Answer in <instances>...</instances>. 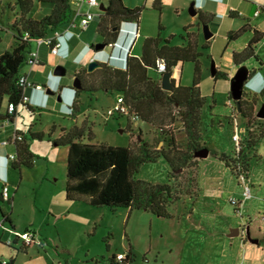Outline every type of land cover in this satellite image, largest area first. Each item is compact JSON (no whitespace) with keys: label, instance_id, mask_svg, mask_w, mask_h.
<instances>
[{"label":"rangeland","instance_id":"374dc122","mask_svg":"<svg viewBox=\"0 0 264 264\" xmlns=\"http://www.w3.org/2000/svg\"><path fill=\"white\" fill-rule=\"evenodd\" d=\"M33 1L35 4V0ZM107 1L99 0L104 4ZM129 1L136 2V0ZM14 3L15 0H0V9L6 10L3 16L5 22L13 17L8 5L12 6ZM161 3L160 9L154 7L152 0L137 5L145 6L140 22L142 36L137 38L132 53L141 51L144 35L155 36L160 33L164 38L172 37V44L181 45L187 29L194 33L200 31L199 38L196 35L193 38L199 53L200 90L205 97V104L201 110V135L204 143L207 144L205 146L209 149L215 147L230 154L229 152L233 150L231 139L233 127L230 126L228 119L232 117V107L227 102L231 85L224 78L214 79L212 63L220 61V68L226 64H234L233 55L223 51L224 56L221 57L219 41L214 43V52L205 47L203 24L200 20L194 25L190 21L192 20L190 0H163ZM94 10L99 13L97 8ZM39 12H42V9ZM9 33L7 30L0 33V54L12 48L13 38ZM245 37L244 35L236 42H242ZM98 41H101L100 37ZM65 48L66 45H63L60 52L65 54ZM104 51L110 53L108 48ZM59 58L55 60L52 56L46 59L44 66L37 70L40 83L53 93L40 92L43 95L41 100L32 98L29 103L41 109L31 113L21 107L17 118L19 129L24 131L29 148L34 154L33 166L21 165L20 168H12L7 155L0 154V160L2 159L0 170L3 169L0 172L3 174L0 175V194L3 184L8 183L10 194L14 197L12 217L16 225L15 230L6 223L0 226V260L4 259L8 264L11 259L13 264H111L109 257L113 254L126 253L129 248L135 254L133 264H155L156 257L157 262L162 264H194L198 260L200 264H207L210 262L208 261L210 257H218L217 239L220 236L218 237L216 232L224 226L230 228L231 222L236 224L242 222V219L235 214L229 201L226 202L227 215L218 214V209L211 199L216 192L214 193L211 188L224 179L229 182V178L232 177L231 167L235 162L229 163L231 165L227 167V174H216L213 177L211 172L214 171V166L210 163L220 161L205 158L202 160V166H198L197 169L199 157L195 156L186 168L174 172L175 178L169 177V169L163 159L143 163L134 173V177L154 184L167 183L173 186L174 193L178 194L181 200L176 201L170 210L176 215L181 214L180 217L162 218L143 209L111 210L65 199L68 147L52 143L61 133V127L70 129L75 125L81 126L87 121L93 136L91 138L85 136L84 142L113 146L131 144L134 148H138V128L142 127L143 136L150 138L153 147H161L162 142H158L155 127L147 123L134 124L127 116H109L108 110L116 103V93L98 91L92 96L88 92L80 91L79 110L74 115L70 114L67 108L72 105L74 88H76L74 86L76 65L70 55L64 57L62 62ZM59 65L63 67L64 73L55 75L54 71ZM26 69H29L28 65H24L22 71ZM176 69L174 74H177L175 77L177 81L182 85L192 83L193 62L181 63ZM150 72L153 73L152 70ZM243 94L246 98L253 96L247 91ZM169 121L170 119L167 123ZM53 124L55 131L49 136ZM172 127L181 147L184 148L186 140L181 123L175 121ZM248 130L255 134L259 132V126L254 122V118L247 126L246 134H243L244 145L247 144L245 140L248 137ZM29 131L43 133V138L31 139ZM200 142L203 144L202 140ZM257 148L264 153V138L260 139ZM232 157L234 158L233 152ZM220 163L225 168L224 163ZM251 167L256 172V179L264 180V157L255 160ZM232 180V188L227 194L237 196L241 188L237 184L236 177ZM0 207L5 210L1 198ZM191 212L193 214L190 215ZM245 216L244 220H247V213ZM253 220L256 219L253 217ZM0 221H2L1 212ZM197 223L203 225L201 229L197 228ZM259 225L263 227L259 220L253 223L254 227ZM24 231L34 232L38 240L31 245L28 252L20 249L23 245L21 237L14 245L12 241ZM200 233L206 240L201 241ZM198 245L205 250L206 256L205 258L199 256L197 260L194 251L197 252ZM224 250L225 256H221L222 264H237L239 251L230 244ZM146 257L149 263L145 261Z\"/></svg>","mask_w":264,"mask_h":264},{"label":"trees","instance_id":"16d2710c","mask_svg":"<svg viewBox=\"0 0 264 264\" xmlns=\"http://www.w3.org/2000/svg\"><path fill=\"white\" fill-rule=\"evenodd\" d=\"M35 2L34 4L33 0H15L14 5H8L13 14L11 20L8 19L10 22L4 21L3 16L6 10L0 9V33L7 30L16 40L11 50L0 54V121L9 117L14 118L18 107H24L31 113L41 109V107L32 108L28 103L21 102L23 87L18 82L19 77L23 66L27 65L32 43L38 38L50 36L54 31L61 30L69 22L74 9L73 0H35ZM105 6L106 10L99 12L96 30L101 38L100 42L108 44L115 41L119 34L115 28L123 22L136 23L139 29L144 5L128 7L123 0H108ZM154 7L161 8L158 0H155ZM41 9L42 12H39ZM199 20L205 23L208 18L204 14H199ZM247 28L248 26L244 25L238 30L229 32L228 38H237ZM262 36L264 33L255 30L246 49L241 53H234V62L238 63L239 60H244L253 54L255 45ZM182 38L184 42L181 45H174L172 37L164 38L160 33L144 37L140 53L129 54L124 69L101 62L100 66L91 72L87 70V63L79 64L74 71V76L79 79L81 87L74 88V97L70 106L71 114L74 115L79 110L80 91L88 92L90 95L98 91L116 93L117 96H123L129 112L136 116L135 121L132 122L134 124L143 122L155 127L158 142H162V145L153 147V142L150 138L143 136V130L140 127L137 135L138 148H134L131 144L113 146L105 143L84 142L85 136L88 138L93 136L87 121L81 126L62 128L60 136L52 143L68 147L65 182L67 201L84 202L111 210L143 209L162 218L179 217L180 214L176 215L170 210L176 201L181 200L180 196L174 193L173 186L167 183L154 184L137 180L134 173L143 163L163 159L167 163L169 177L175 178L174 172L186 168L194 159L195 152L205 147V144L200 142L202 140L201 110L205 104V97L200 90L199 53L191 33H187ZM94 46L95 43H92L91 47L94 48ZM158 58L164 59L166 71L172 70L179 63L193 62L192 83L182 85L173 78V88L163 89L162 75L155 70ZM151 70L153 73L150 72ZM213 77L214 79L227 78V74L217 70ZM256 101L255 95L251 98L243 97L240 100L238 114L246 120V126H249L254 118ZM10 103L16 106L12 115L8 112ZM175 121L181 123L186 140L184 148L181 147L172 127ZM54 128L53 124L49 130V136L53 134ZM43 135V133L29 131L31 139L41 140ZM261 135L262 132L256 136L248 130L242 162L245 172L249 171V151ZM15 150L16 159L11 161L12 168H20L21 165L33 166L34 154L29 148L27 138L16 143ZM210 155L223 160L228 166L231 165L229 163L235 162L232 154L218 153L210 149ZM231 171L234 173L233 169ZM0 198L5 205V210L0 207L3 222L14 228L10 217L13 195L8 200H3L0 194ZM117 255L113 254L109 257L111 264H132L135 260V254L131 248L124 253L121 260L117 258ZM10 264H13L12 259Z\"/></svg>","mask_w":264,"mask_h":264},{"label":"crops","instance_id":"0c3cea01","mask_svg":"<svg viewBox=\"0 0 264 264\" xmlns=\"http://www.w3.org/2000/svg\"><path fill=\"white\" fill-rule=\"evenodd\" d=\"M143 1H147V0H136V2L134 3L130 2L129 0H123L124 4L128 7H135L139 5L140 3H142ZM158 1L161 5L162 4L161 1L163 0H158ZM190 1H191V5H193V9L196 12V13L191 12L192 20L190 21H192L194 25L195 22L199 20V14H204L207 16L208 20L205 23L200 21L201 24L207 25L209 31L211 32V36L209 38L205 37L206 38L205 47L211 50L212 52H214L215 51L214 43L219 41L220 42L219 48L222 50L221 57L224 56L223 51L230 52L232 53L233 56H234V53L243 52L248 46L250 40L253 38L255 34V30L259 31L260 33H264V0H190ZM154 2L155 0H152L153 4ZM99 3H100L99 8H101V4L103 2H99ZM177 9H180V8H177ZM257 11H259L258 14H257ZM140 22H141V19H140ZM140 22H139L138 32H139V36H142ZM244 25L248 26V28L240 36H238L235 39L228 38L229 32L238 30ZM97 26H98V17L95 18L86 29L77 30V32L74 34V36L71 38V40L66 45V48H65L66 53L65 54L61 53L63 56L51 55L46 45L41 46L39 49L41 64L32 69L30 68L26 69L22 71L21 73H26L28 78L32 80L33 82L40 83L39 78H38L40 75L37 73L38 72L37 70H39L41 67L44 66L45 60L51 58L52 56L54 57L55 60H57L59 57L63 59L67 55H70L72 57V62L76 65L74 69L75 71L77 67L79 66V64H77V60L82 61V63H86L89 56L91 55L90 52L87 51V48L85 47V45L86 44L91 45L92 43H97L96 41L99 40V36L96 31ZM133 28H134V25H126V24L123 25V29L121 30L120 37H119V46L116 48V51L114 52V55L116 56V58L110 61V64L112 66L117 67V68H122V69L125 68L123 60L120 57H123L125 53V47H123V45L130 44V38L127 39L125 37L126 31L133 30ZM186 31L187 33H191L192 36L196 35L199 38L200 31H198L197 33L190 32L188 29ZM244 35L246 37L245 39H243L242 42H236ZM11 36L13 38V45H12V48H13L16 44V40L12 34ZM144 37H147V36L144 35ZM34 47H35V43L33 42L31 48H34ZM139 53L140 52H135L134 54L138 55ZM97 57L100 59V62L101 61L104 62L108 59V55L105 51L99 53ZM62 59H60L61 62H62ZM180 64L181 63H179L177 66H175L171 70L172 77L176 81H177V78L175 77H177V74L176 73L174 74V70L176 68L178 69ZM215 65H216L217 70L226 72L227 78H224V79L229 81L230 85H231L232 80L241 71H245L247 73L249 80L245 86V91L250 92L253 96L255 95L257 98L254 111H253V117H254V122L259 126V132L257 134L255 133L254 134L258 136L260 132H262L260 139L264 138V117H257L256 115L261 105H264V92H262L264 89V36H262V38L256 43L253 54H251L249 57L245 58L244 60H239L238 63L234 62V64H226L225 66H222L223 69L220 68L221 67L220 61L215 62ZM51 78L52 80H55L53 77ZM50 83H53V82L50 81ZM46 89L47 88L45 87L44 91H46ZM40 92H42V90L29 91L30 99L33 98L35 100H41L43 95H41ZM94 94L92 96H94ZM30 99L29 101H31ZM232 99L233 98L230 92L228 94L227 103L232 107V117L228 119V122L230 126L233 127V132H234L235 124L237 123L240 135L243 137V134H246V131H247V126L245 125L246 120L238 114L237 109L234 112V106H233ZM28 104L32 108H34V106L31 105L29 102ZM20 109L21 107H18L16 110V116L14 117V123L0 125V154L1 155L2 154L7 155L8 153H12L16 151L15 150L16 145H12V144L3 145L2 144L4 140H7L12 135L15 127L17 131L23 136V139L24 140L26 139V135L24 131L20 130L18 126L17 118H18ZM25 110L27 109L25 108ZM239 119L241 121H239ZM76 120L78 121L77 118ZM62 128H65V127H61V129ZM140 128L142 129V127ZM54 131H55V128H54ZM233 132H232V135H233ZM231 139H232V136H231ZM260 139L255 143L253 148L249 151V155H248L249 171L247 173V181L251 185L252 196L245 201L244 207L242 209V215L241 216L239 215L242 219V222H237L236 224H233V222H231L232 224L230 223V228H225V226L219 228V230L216 232L218 237L220 236V238L217 239L218 245H219L218 247L219 253H218V257L217 256L216 257L218 260L216 259L215 256L210 257V260H208L210 262H207V264H222L221 256H225L224 249L227 246H229V244L231 247H234V249H237L239 251V256L236 262L237 264H263L264 263V180L262 179L258 180V178L256 179V172H254V170H252V167H251V164L255 160L257 161L264 157V153L259 148H257V145L259 144ZM202 143L207 146V144L204 143L203 139H202ZM213 149L216 150L218 153L224 152L223 150H219L215 147ZM229 153H230L229 155H231L232 150ZM205 158L218 159L220 162L224 163L225 168L220 162L215 163L212 161L210 165L214 166V171L211 172V176L214 177L216 174H227L228 165L223 160H220L217 157L211 156L210 153L207 157L199 158V161L197 162V166H196L197 169L202 166L203 164L202 160H204ZM0 162H2V159L0 160ZM4 166H6L5 163H4ZM10 166H11V163H10ZM1 171H3V169L0 170V172ZM230 174H231L230 176L232 177L229 178L228 183L224 179L223 181H219L218 184L212 185V188H211L214 190V193L216 192V194L211 196V199L214 202V205L218 209V214H226L225 213L227 209L226 202L227 201L230 202L231 197H237V198L241 197L243 185L233 172L230 171ZM0 175H3V174H0ZM233 177H236L237 184L241 188V191L237 196L235 195L229 196L227 194L229 193V190L232 188V182H233L232 178ZM255 188H256V191H254ZM75 203L86 204L84 202H75ZM12 205H13V201L11 204L10 217L14 225V228L12 229L15 230L16 225L14 224L15 219L12 217V208H13ZM233 210L235 214L238 216L237 211H235L234 206H233ZM211 212L215 213L214 210H211ZM246 213H247V220H244V218L246 217L245 216ZM191 214H193V212H191L190 215ZM253 217L257 221L258 220L261 221L263 224V227L260 225L254 227L253 223L256 220L254 221ZM4 223L5 222H3V218H2V221H0V226L3 225ZM196 226L197 228L201 229L203 225L197 223ZM236 228L239 229L238 234L231 235L232 231H234ZM253 228L256 229L257 231L254 230ZM247 230L249 231L250 238L258 239L257 243L251 241L248 238L247 233H246ZM199 236L201 237V241L205 239L202 233H200ZM12 241H13V245L16 244L18 242V237H16ZM32 244L34 243H30L27 245L23 243L20 249L22 251L28 252ZM194 252L196 253L197 260L199 259V256H202L203 258H205L206 256L205 250L203 248H200L199 245L197 248V252L196 251ZM119 254H124V253H119ZM157 259L158 258L156 257L155 264H162V263H158ZM145 261L149 263V260L147 257L145 258ZM200 263L201 262L198 260V262L194 264H200Z\"/></svg>","mask_w":264,"mask_h":264},{"label":"built area","instance_id":"2783aa9c","mask_svg":"<svg viewBox=\"0 0 264 264\" xmlns=\"http://www.w3.org/2000/svg\"><path fill=\"white\" fill-rule=\"evenodd\" d=\"M74 4V9L71 15V18L69 22L61 29V30H56L54 33L50 36L38 38L34 41L35 47L31 48L28 57H27V65L29 66L30 69L38 66L41 64L40 60V47L43 45H46L49 49V53L51 55H56V56H63L61 54L60 48L64 45V42H67L71 40V38L74 36V34L77 32V30H84L86 29L89 24L99 16V13L95 12V8L98 9V11H102L99 8V0H73ZM259 11H257V14ZM126 25H134L133 30H128L126 31L125 37L128 39L130 38V44L129 45H123L125 47V53L123 57H120L123 60L124 66L126 67V60L127 56L132 53V48L134 46L135 41L139 37V32H138V27L136 23L133 22H124ZM119 44L117 40L106 44L105 48L110 49V53H107L108 59L104 62L110 64V61L116 58L114 55V51L116 47H118ZM85 47L87 50L90 52V56L87 60L86 63H88L90 60L96 59L100 62V59L97 57L99 53L104 52V49L101 52H93V48L91 47L90 44H86ZM102 62V61H101ZM77 64H82V61L77 60ZM156 72L158 74H163L166 71V63L164 59L158 58L156 59ZM19 84L23 87V94L21 97V102L22 103H28L29 102V93L28 90H45V86L40 83H35L32 80H30L27 76L26 73H21L19 77ZM235 100L232 99L233 106L235 109L236 107V102ZM16 106L13 103H10L8 105V112L10 115H12L13 111L15 110ZM67 111L71 114V109L70 107L67 108ZM109 116L113 115H121V116H127L130 121H135L136 116L132 113L129 112V108L127 104L124 101L123 96H117L116 97V103L112 108L108 110ZM15 117V116H14ZM14 123V118L9 117L6 118L2 121H0V125L3 124H10ZM23 140V136L17 131L16 127L14 129V132L12 135L7 139L2 142L3 145H16V143L20 142ZM244 138L240 135L238 124H235L234 127V132L232 135V141H233V150L232 152L234 153V158L235 159V164L232 166V169L234 173L236 174V177L239 179V181L242 183L243 188L241 192V197H231L230 202L234 206L235 211H237L238 215H242V209L244 207V203L247 199H249L252 196L251 192V185L247 181V173L245 172L242 165H243V149H244V143H243ZM7 158L11 161L16 159V153H8ZM10 194V187L8 183H4L2 186L1 190V196L3 200H8L11 197ZM21 237L23 239L24 244H30V243H35L37 242L36 234L31 231H24L21 236H18V238ZM9 243L12 244L11 241ZM40 243V241H39ZM124 257V254H118L117 258L121 260ZM0 264H8L6 260L2 259L0 260Z\"/></svg>","mask_w":264,"mask_h":264},{"label":"water","instance_id":"95a60500","mask_svg":"<svg viewBox=\"0 0 264 264\" xmlns=\"http://www.w3.org/2000/svg\"><path fill=\"white\" fill-rule=\"evenodd\" d=\"M102 11L106 10V6L104 3L101 4V8ZM191 12L192 13H196L195 10L193 9V5H191ZM120 27H116L115 29L119 30ZM203 31H204V35L206 38H209L211 36V32L209 31L207 25H203ZM106 44L103 42H97L95 43V46L93 48V52H101L104 48H105ZM100 63L98 60L93 59L90 60L87 63V70L89 72L93 71L94 69H96L97 67L100 66ZM217 72L216 66H215V62L212 63V75L214 76ZM64 73V69L61 65L57 66L54 74L55 75H61ZM173 77H172V71H165L162 74L161 77V87L165 90H171L173 88ZM249 77L247 75V73L245 71H241L231 82V96L233 98V100H235L236 102V107H237V111H240L239 106H240V100L244 97V90H245V86L248 83ZM74 86L76 88H80L81 84L79 79H77L75 77V81H74ZM46 93H53L49 88L46 89ZM257 117H264V105H261V107L259 108V110L256 113ZM210 153V149L208 147H202L201 149H199L198 151L195 152V156L199 157V158H204L207 157ZM239 232V229L236 228L234 231H232L231 235H237ZM248 238L257 243L258 239H252L250 238L249 235V231H246Z\"/></svg>","mask_w":264,"mask_h":264},{"label":"clouds","instance_id":"9594fccd","mask_svg":"<svg viewBox=\"0 0 264 264\" xmlns=\"http://www.w3.org/2000/svg\"><path fill=\"white\" fill-rule=\"evenodd\" d=\"M123 25H124V22L119 26V27H120L119 30H118V31H119V34H118V37H117V39H116L117 42H118V44H119L120 33H121V30L123 29ZM69 41H70V40H69ZM69 41L64 42V45H67ZM116 48H117V47H116ZM87 51L89 52V50H87ZM115 51H116V49H115ZM115 51H114V52H115ZM110 65H111V64H110Z\"/></svg>","mask_w":264,"mask_h":264},{"label":"flooded vegetation","instance_id":"af4514ba","mask_svg":"<svg viewBox=\"0 0 264 264\" xmlns=\"http://www.w3.org/2000/svg\"><path fill=\"white\" fill-rule=\"evenodd\" d=\"M245 91V90H244Z\"/></svg>","mask_w":264,"mask_h":264}]
</instances>
